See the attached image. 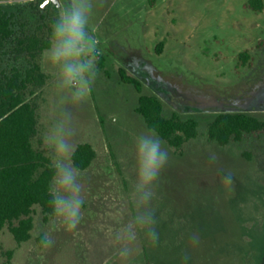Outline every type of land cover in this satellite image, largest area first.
Here are the masks:
<instances>
[{
    "label": "rangeland",
    "instance_id": "1",
    "mask_svg": "<svg viewBox=\"0 0 264 264\" xmlns=\"http://www.w3.org/2000/svg\"><path fill=\"white\" fill-rule=\"evenodd\" d=\"M59 2L65 28L81 14L82 35L59 59L67 31L41 53L48 80L43 88L30 87L27 98L37 107L33 145L58 168L52 183L58 207L79 204L78 223L67 231L63 215L46 221L36 207L31 241L18 244L8 227L0 230V264H148L145 247L152 264H264V135L223 147L206 136L208 123L223 112L264 119V9L254 11L250 0ZM52 5L0 0L17 14L18 34L24 29L44 37ZM245 51L252 66L239 67ZM28 67L27 56L8 54L1 69L24 73ZM69 67L82 79L71 78ZM121 67L162 101L166 117L198 120V138L180 154L136 113L139 94L120 81ZM158 137L168 161L158 182L145 185L139 145ZM58 139L66 154L58 153ZM84 143L97 156L78 171L71 158ZM146 192L152 195L145 201ZM45 236L54 241L48 248Z\"/></svg>",
    "mask_w": 264,
    "mask_h": 264
},
{
    "label": "trees",
    "instance_id": "2",
    "mask_svg": "<svg viewBox=\"0 0 264 264\" xmlns=\"http://www.w3.org/2000/svg\"><path fill=\"white\" fill-rule=\"evenodd\" d=\"M154 4L155 0H150V5ZM249 4L257 12L264 9L263 0H250ZM52 6L55 14L45 37L24 29L18 34L14 28L17 14L0 6V230L8 227L18 244L33 239L36 207L42 210L46 221L57 215L58 200L52 191V183L58 175V168L45 151L35 149L33 145L38 134L37 107L27 98L30 87L40 89L46 85L48 77L38 59L62 35L58 34V29L65 27L64 20L57 14V6ZM8 54L29 58V67L24 73L17 68L9 74L1 69ZM99 66L104 69L103 64L99 63ZM238 66H252L248 51L240 54ZM118 74L122 83L133 86L139 94L136 113L171 149L180 154L186 143L198 138L200 124L197 119H183L178 114L166 117L162 101L155 95L144 93L139 79L123 67ZM34 94L35 90L29 91L30 96ZM251 134L264 135V119L246 112L220 113L206 128L208 141L222 147L232 141L241 142ZM96 156L90 144H80L71 158L73 167L85 171ZM145 257L148 264H152L147 247Z\"/></svg>",
    "mask_w": 264,
    "mask_h": 264
},
{
    "label": "clouds",
    "instance_id": "3",
    "mask_svg": "<svg viewBox=\"0 0 264 264\" xmlns=\"http://www.w3.org/2000/svg\"><path fill=\"white\" fill-rule=\"evenodd\" d=\"M83 26V21L81 19V14L76 13L71 18L70 22L67 23V27L61 26L60 29H58V34L63 33L64 31H67L70 34V40L65 45V48L63 51L58 50L55 53L54 59H59L61 55H67L69 53V47L72 42L78 41L82 35L81 28ZM67 73L71 78H81L80 70L79 69H73L69 67L67 69ZM82 89V93H83ZM88 94H91V89H86ZM115 122V120H113ZM161 140L159 137L152 142H149L147 140H144L139 145V155L142 158L141 164L142 167L140 169V177L142 178V182L145 185H152L154 182L157 183L160 177L161 172L164 169V166L166 165L168 161V152L167 150L163 149L161 147ZM56 144L58 145L57 151L58 153L66 154V144L62 139H58L56 141ZM71 177L67 174H65L64 179L62 181L63 184L67 185L70 183ZM152 195L151 192H146L144 194L143 199L146 201L148 197ZM57 213L59 215H63L65 217V224H66V230L71 231L76 228L78 223V214H79V204H76L75 206L72 204L71 201L68 202L66 207H57L56 209ZM147 222H152L151 216L148 217ZM150 235L153 237V239H156V234L154 232H150ZM54 243L53 239L49 236H45V248L50 247Z\"/></svg>",
    "mask_w": 264,
    "mask_h": 264
},
{
    "label": "water",
    "instance_id": "4",
    "mask_svg": "<svg viewBox=\"0 0 264 264\" xmlns=\"http://www.w3.org/2000/svg\"><path fill=\"white\" fill-rule=\"evenodd\" d=\"M50 1L53 2L57 7H60L59 0H50Z\"/></svg>",
    "mask_w": 264,
    "mask_h": 264
}]
</instances>
